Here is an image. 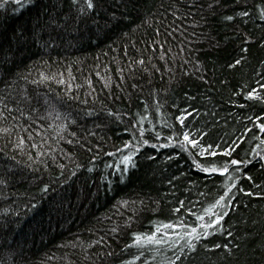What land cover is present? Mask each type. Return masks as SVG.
<instances>
[{
	"label": "trees",
	"instance_id": "obj_1",
	"mask_svg": "<svg viewBox=\"0 0 264 264\" xmlns=\"http://www.w3.org/2000/svg\"><path fill=\"white\" fill-rule=\"evenodd\" d=\"M93 2L0 0V264H264V0Z\"/></svg>",
	"mask_w": 264,
	"mask_h": 264
},
{
	"label": "snow or ice",
	"instance_id": "obj_2",
	"mask_svg": "<svg viewBox=\"0 0 264 264\" xmlns=\"http://www.w3.org/2000/svg\"><path fill=\"white\" fill-rule=\"evenodd\" d=\"M34 2V0H16V3L18 5L21 4H27ZM77 0H73V3H76ZM87 8L88 9H94V2L93 0H86ZM242 15H247V12H243ZM226 19L231 20L232 17L228 16ZM243 51H247V49H243ZM138 63L143 64V61H139ZM240 64V60H236L234 64H230L229 67H235L236 65ZM42 79H47V77H44L43 74L41 73ZM262 88H264V85H261ZM247 99H255V100H261L262 98L255 93V90L249 91L247 93ZM5 108H7V105H5ZM3 113L0 112V116H2ZM180 119L181 124H183V117L178 118ZM260 130L264 131V124H261ZM5 132L8 131V129L4 130ZM183 141L184 143L180 145L181 150H186L184 145H190L193 149H199L197 155L204 157V156H216L217 153L212 149V145H208L205 147L202 145L197 139L190 138L189 134L187 132L183 133ZM20 143H23V140H20ZM144 143H147V141H144ZM125 148H132L133 151H130L129 155H125L123 157L122 163L124 164V169L123 171H127L128 165L132 164V156L134 155V149L135 145L130 146L129 144L124 145ZM224 155L231 156V151H225L223 153ZM264 158V157H262ZM193 164L201 171L204 173H210V174H219L221 177L225 178V183H224V194L220 196L218 200H216L213 204L209 205V207L204 209V214L203 215H198L197 220L200 221L198 227L202 231H198L197 227H191L190 230H186L182 233L177 234V239L175 241L170 242V246H175L180 244V240H184L185 243L183 246H181V251L183 250L184 247H186L190 252L195 253L196 252V241H199L201 239V236L207 237L209 235V229H215L219 227L220 222L223 219V215H221L218 212H215L214 209L220 208L223 209L227 206V202L225 201V198L229 195L231 189L235 187L234 183V177L232 172L229 169V165H239L243 163V161H239L236 159H231L229 161L224 162L223 164H220L217 166L215 162L209 161L207 162L206 166L200 162H198L196 159H193ZM134 166V164H133ZM234 171H239V168H235ZM123 179V178H122ZM248 179H251V177H248ZM231 181V183H229ZM46 190V189H45ZM243 191V189H241ZM247 195H252V193H246ZM127 203V202H124ZM175 211H179V209H175ZM226 214V213H225ZM208 216L210 219L208 222H204V217ZM160 227L164 229L168 228H173L175 229L178 227V225L175 224H162ZM160 227L156 229V232L160 231ZM179 227H186L185 225L181 224ZM112 231H116V229H113ZM165 236L170 235L167 231L164 232ZM162 244L165 243L164 240L157 239L156 234L153 233L151 235H143V234H134V239H133V244L136 246H140L142 244ZM215 247L219 248L221 245H215ZM224 248H227V245L223 246ZM229 253H231V250L228 249ZM180 257L177 256V259Z\"/></svg>",
	"mask_w": 264,
	"mask_h": 264
}]
</instances>
